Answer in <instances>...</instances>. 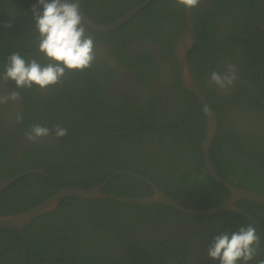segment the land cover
<instances>
[{"label": "trees", "instance_id": "trees-1", "mask_svg": "<svg viewBox=\"0 0 264 264\" xmlns=\"http://www.w3.org/2000/svg\"><path fill=\"white\" fill-rule=\"evenodd\" d=\"M80 1L90 19L106 24L144 0ZM253 1L244 0L247 13L233 17L229 44H224L231 62L242 67L243 81L232 93L219 92L208 82L210 88L205 97L218 120V132L210 148L214 169L238 186L264 193V134L261 132L264 128L252 127L246 122L248 131L241 127L239 120L227 117V111L233 112L235 108L246 112L254 109L257 117L259 113V116L264 114V29L260 27L263 21L259 20L264 18V7ZM37 3L38 0H0V69L5 70L7 58L13 52L26 60L37 58L47 63L38 51V32L34 28L32 7ZM9 8L14 10L15 19L10 18ZM192 11L198 42L188 54L189 64L193 73L199 72L206 80L207 68L211 67L207 63L212 62L217 69L218 60L208 57L210 51L190 56L195 49L208 50L215 45L217 15L225 11L215 8L209 16L198 7ZM185 13L186 8L176 0H153L114 31L100 32L84 23L97 36L117 41L112 51L122 54L127 66L143 72H156L155 57L148 52L129 57L128 45L144 38L160 44L162 57L174 65L178 88L184 93V103L179 106L182 115H159L163 101L157 95L138 100L126 92L123 97L111 99L99 80L104 75L103 66L97 65L83 71H66L62 83L46 88L47 96H42L38 86L22 89L21 123L10 130L0 124V180L55 161L45 173L27 174L6 187L0 193V215L25 211L62 187L93 188L105 181L103 191L113 195L153 194L152 187L138 177L111 176L119 169L145 175L185 207L206 209L228 199L230 192L206 169L201 147L206 125L204 107L195 94L183 87L176 63L175 42L184 26ZM9 23L11 27H6ZM20 25L23 27L19 28ZM235 52L239 55L234 56ZM35 122L51 129L55 143L35 141L25 144L22 151L10 154L19 138L14 129L19 135L26 134L37 125ZM57 125L67 129L66 136L55 137ZM252 128L258 130L253 132ZM172 129L179 131L173 133ZM82 135L86 136L77 142ZM149 139L154 140L155 146ZM64 153L65 156L56 159ZM236 204L256 222L230 211L196 217L163 204L66 197L56 210L41 215L26 227L30 254L42 263L55 261L50 264H188L194 240L203 243L210 236L231 234L241 226L252 224L261 236V251L248 264H258L264 259V206L246 200ZM170 223H180L181 244L174 246L166 238H155L149 247L145 245L146 234H159V228ZM35 231L54 234L47 236L50 239L46 244L40 242L42 248H39L34 241ZM135 233L144 235L137 238ZM0 246L7 248L3 254L15 252L21 261L23 250L17 231L0 230ZM206 264H219V261L210 258Z\"/></svg>", "mask_w": 264, "mask_h": 264}, {"label": "flooded vegetation", "instance_id": "flooded-vegetation-1", "mask_svg": "<svg viewBox=\"0 0 264 264\" xmlns=\"http://www.w3.org/2000/svg\"><path fill=\"white\" fill-rule=\"evenodd\" d=\"M102 3H106L104 0H102ZM244 0H201L200 4L197 6L199 10H201L202 13L209 16V12H212L215 8L223 11H225V14H222L219 12L217 15V24L215 23V45L213 47H210L208 50H193L190 57H196L198 54L201 53H207L208 57H212L213 61L218 60L215 63V66L217 69H215L212 65V62H208V64L211 65V67L207 68V78L206 80H203V78L200 77L199 72L193 73L196 82L200 86L201 92L205 95L209 92L210 82L209 80V74L212 72H220L222 74L226 73L228 66L233 65L236 69V79L234 83L227 88L226 90H221L216 85L211 83V86L217 90V91H229L233 92L241 81H243V74H242V67L233 64L231 62V56L229 52L224 51V44H229L228 37L229 34L232 32V26L234 23L233 17L240 16L242 14L246 15L247 11L243 8ZM254 4L264 7V0H254ZM8 14L10 15L11 19H15L14 10L9 8ZM261 13V12H258ZM257 13V14H258ZM216 20V19H215ZM259 20H262L260 27L264 29V18H259ZM23 26H19V28H22ZM86 32L88 35H90L95 43V60L92 63V65L97 66H103V72L104 75L101 77L99 76V80L103 83L105 92L109 95V97L115 98V97H123L126 92L131 93L134 96H137L138 100H141V98H151L154 97V95H157L161 97V100L163 101V106L160 109L159 115H167L169 114H175V115H182L181 109L179 106L183 105L184 98H183V91L181 88H178V82H177V75L174 70V65L168 63L167 59L162 57V47L160 44H156L152 39L144 38V39H136L132 41L127 49H126V55L129 57H133L135 55H138L139 52H148L150 55L153 54L154 58V64L158 67L155 73L149 72V71H141L137 70L133 67L127 66L124 61V57L122 54H117L116 52L112 51V45L117 44V41L111 42L109 39H105L101 36H97L91 29L86 27ZM196 29V27H195ZM198 42V38L196 35V43ZM196 45V44H195ZM209 45L206 46L208 48ZM193 48V47H192ZM199 49L201 47H198ZM224 53H226L224 55ZM238 53L235 52L234 56H236ZM239 55V54H238ZM223 57V58H222ZM105 63V65H104ZM195 69L198 67V63L195 62ZM191 67V66H190ZM105 69L109 70V72L105 71ZM192 70V68H191ZM5 70L0 69V75L3 74ZM147 80V81H146ZM13 82V81H12ZM11 81H8L5 83L3 80H0V96H7L12 91H19L21 93L22 89L16 88V86ZM42 96H47L48 91L47 89H41ZM187 96V95H186ZM38 98V96H36ZM190 105V103H188ZM246 107V106H245ZM243 107L242 109H246ZM232 112V110L227 111V117L233 118L235 120L240 121L241 127L244 129H249L246 127V122L252 124V127H260L261 129L264 128V114L262 116H259L261 113H259L258 117L255 115V110L252 109L250 112H246L243 110H240L239 108H235ZM190 109H188L189 111ZM23 110V102L22 97L20 95V98L18 100H9L6 103L0 104V124L1 126L5 127L6 130H10L13 128H17L18 124L21 123V120L17 121V116L20 115L19 112H22ZM164 112V113H163ZM226 114V113H225ZM263 117V118H260ZM263 119V120H262ZM243 120V121H241ZM35 124H37L35 122ZM38 125V124H37ZM4 129V130H5ZM258 129V128H256ZM5 130V131H6ZM176 131H179L178 129H172L173 133H176ZM253 132H256L255 129H252ZM264 134V131H261ZM14 133L17 134V137H19L17 140H15V143L17 146H14L13 149H10V154H14L16 151H22L25 146V144H31L32 141L28 140L26 137V134L19 135L17 132V129H14ZM86 136V135H82ZM52 137V138H51ZM55 143L54 135L50 129V135L41 139H38L40 143H48V141L52 140ZM150 143L155 146L154 140L149 139ZM148 140V142H149ZM161 144V143H160ZM158 148V147H157ZM180 223H170L167 227L159 228V234L157 233H148L146 234V237L144 238V243L149 247L152 242H155V238L161 239L166 238L169 242H171L174 246H177L181 244L179 235L181 234L182 229L180 228ZM51 234H54V232L49 231H42L38 232L35 231L34 233V241L38 245L39 248H42L40 245V242L43 244H46ZM144 235V233H142ZM179 234V235H178ZM215 234V232H213ZM137 238H141L143 235H138L135 233ZM182 236V234H181ZM212 236L208 238V240L204 241L203 243H198L197 240H194L193 250H192V256L189 258L188 264H206L209 261V256L207 254L208 248L211 245ZM64 245V243H63ZM49 246L45 248V254L44 256L47 257V250ZM7 248H4V246H0V264H22L24 254L22 255L21 261H18L19 257L16 255L15 252L6 253L3 254L4 251ZM29 255L32 258L31 262L29 264H50L55 261H50L48 263H42L40 262L36 257L32 256L30 254L29 249ZM119 264V263H114Z\"/></svg>", "mask_w": 264, "mask_h": 264}, {"label": "clouds", "instance_id": "clouds-1", "mask_svg": "<svg viewBox=\"0 0 264 264\" xmlns=\"http://www.w3.org/2000/svg\"><path fill=\"white\" fill-rule=\"evenodd\" d=\"M81 2V1H80ZM201 0H176V3L188 9L197 7ZM42 7L43 11H40ZM35 20L34 28L38 32V51L47 63L39 59L26 60L18 52L7 58L5 71L0 80L13 81L16 88L25 89L38 86L46 89L63 82L66 71H83L92 66L95 60V43L87 34L80 5L77 0H38L32 7ZM11 27V24H6ZM236 79L235 66L229 65L226 73L212 72L209 80L221 90L229 88ZM19 91H12L7 96H0V104L9 100H18ZM22 119L17 116V121ZM56 138L67 135V129L57 125L54 129ZM50 135V129L34 125L26 133L28 140L35 142ZM261 236L252 224L239 227L238 231L223 232L213 238L208 248V256L218 260L219 264H248L261 251ZM258 264H264V259Z\"/></svg>", "mask_w": 264, "mask_h": 264}, {"label": "water", "instance_id": "water-1", "mask_svg": "<svg viewBox=\"0 0 264 264\" xmlns=\"http://www.w3.org/2000/svg\"><path fill=\"white\" fill-rule=\"evenodd\" d=\"M151 1L153 0H144L134 8L124 13L115 21L103 24V23L95 22L94 20L90 19L87 16L86 12L84 11L80 0H77V2L80 5V12L83 17L84 23H86L91 28L100 32H110L121 27L125 22L132 19V17L135 16L140 10L145 8ZM195 44H196V29H195L193 11L192 9L186 8L185 23L175 42L174 52H175L176 63H177L178 71L180 73V78L183 87L186 90L191 91L193 94H195L204 107L206 125H205V137L201 144V147L205 159L206 169L217 182L222 184L230 192L229 198L221 204L206 209L185 207L182 204H180L178 201H176L173 197H171L168 193H166L163 189L158 187L150 178L128 169L116 170L112 172L111 176H114L116 174H130L135 177H138L144 180L152 187L153 189L152 195L136 196V197H123V196L113 195L103 191V188L106 186L107 181L93 188H63L62 187L57 192H55L54 194L43 200L41 203L25 211L19 213L0 215V230H15L20 235L22 250L24 254L22 264H29L32 260V258L29 255L30 243H29L28 234L26 232V227L41 215L56 210L60 206L62 200L66 197L77 196L83 200L113 199L121 202H135L139 204H163L196 217H208L221 211H230L234 213L243 214L251 218L253 221H255L252 217L246 214L236 204V202L241 200L254 201L264 206V193L252 189H247L230 182L229 180L225 179L220 174H218V172L214 169L212 165L210 158V148L218 132V120L212 109L211 104L208 102L205 95L201 92L200 86L196 82L189 64L188 54ZM83 137L85 136H80L77 139V142L81 140ZM65 155L66 153L58 156L56 159L63 157ZM54 161L55 160L51 161L49 164L40 168L24 169L11 177L0 180V193L6 187H8L10 184H12L14 181L21 178L22 176H25L30 173H41V174L45 173V169Z\"/></svg>", "mask_w": 264, "mask_h": 264}, {"label": "rangeland", "instance_id": "rangeland-1", "mask_svg": "<svg viewBox=\"0 0 264 264\" xmlns=\"http://www.w3.org/2000/svg\"><path fill=\"white\" fill-rule=\"evenodd\" d=\"M250 124V123H249ZM251 126H252V124H250ZM252 129H255L256 131L258 130V129H256V128H252Z\"/></svg>", "mask_w": 264, "mask_h": 264}, {"label": "bare ground", "instance_id": "bare-ground-1", "mask_svg": "<svg viewBox=\"0 0 264 264\" xmlns=\"http://www.w3.org/2000/svg\"><path fill=\"white\" fill-rule=\"evenodd\" d=\"M52 138V137H51ZM53 140V139H52ZM229 198V197H228ZM237 203V202H236Z\"/></svg>", "mask_w": 264, "mask_h": 264}]
</instances>
